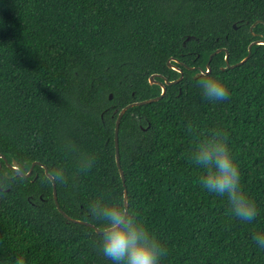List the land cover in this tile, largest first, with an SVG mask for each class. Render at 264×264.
I'll list each match as a JSON object with an SVG mask.
<instances>
[{"label":"trees","instance_id":"1","mask_svg":"<svg viewBox=\"0 0 264 264\" xmlns=\"http://www.w3.org/2000/svg\"><path fill=\"white\" fill-rule=\"evenodd\" d=\"M259 21V22H258ZM257 22L253 27L252 25ZM236 24V28L234 25ZM264 40V0H0V264H111L103 229L89 213L103 197L134 211L166 249L160 264H264L253 242L264 232V44L226 66L214 55L206 74L222 77L229 97L209 101L195 81L218 48L230 64ZM160 96L150 77L175 80ZM198 74V75H197ZM197 75V76H195ZM113 97L110 99V95ZM220 129L239 165L257 216L230 214L224 197L200 185L190 151ZM91 159L89 168L81 162Z\"/></svg>","mask_w":264,"mask_h":264},{"label":"clouds","instance_id":"2","mask_svg":"<svg viewBox=\"0 0 264 264\" xmlns=\"http://www.w3.org/2000/svg\"><path fill=\"white\" fill-rule=\"evenodd\" d=\"M195 86L209 101H224L230 95L220 76L202 73ZM189 159L202 170L200 185L205 191L226 198L230 214L235 218L253 221L257 216L256 205L242 185L240 168L226 133L216 129L201 137L190 151ZM91 164V159H87L81 162V167L89 168ZM50 175L53 180L65 179L62 168L53 170ZM89 213L103 225L100 249L111 264H160L166 249L134 211H125L118 202H106L100 197L90 201ZM252 239L264 250V232L254 233ZM12 264H25V258L17 255Z\"/></svg>","mask_w":264,"mask_h":264},{"label":"water","instance_id":"3","mask_svg":"<svg viewBox=\"0 0 264 264\" xmlns=\"http://www.w3.org/2000/svg\"><path fill=\"white\" fill-rule=\"evenodd\" d=\"M259 22V21H258ZM257 24V22H255L251 28H253L255 25ZM234 27L236 28V24L234 25ZM255 44H264V40L263 39H260V40H255L253 42H251L249 44V47H248V55L243 59L241 60L240 62L236 63V64H230L229 62V52L226 48L222 47V48H218L216 49L210 56H209V60L207 62V68L208 70L207 71H201L200 73H207L210 71V62L212 60V58L214 57L215 54L221 52V51H226V55H225V59H226V66L223 67V69H226L228 67H235L237 65H241L243 64L246 60H248V58L250 57L251 53H252V47L253 45ZM171 60H175L178 62V59L176 58H170L168 60V65L176 70H178L181 75L179 78L175 79V80H169L168 78L164 77L163 75H160L161 77H163V81H158L155 79V76L156 74L152 75L150 77V82L151 83H157L161 86L162 88V92L160 94V96H157V97H153V98H150V99H146V100H142V101H136V102H132V103H129L127 104L125 107H123L120 112L118 113V117H117V120H116V126H115V147H116V162H117V165H118V168H119V171H120V174L122 176V179H123V183H124V186L126 187V178H125V173L122 169V166H121V161H120V148H119V129H120V124H121V120L124 116V114L126 113V111L133 107V106H138V105H143V104H146V103H150V102H154L156 100H159L161 99L166 91H167V87L166 85H171V84H174V83H178L184 76V71L182 68H180L179 66L177 65H173L171 63ZM198 75V74H197ZM195 75V76H197ZM113 97V95L111 94L110 95V99ZM0 158H4L7 161V159L5 158V156L3 154H0ZM39 164L41 166H43L45 168V172L47 174V176L51 179L52 183H53V194H54V200H55V203H56V206L57 208L59 209V211L70 221H73V222H76V223H82V224H86V225H89L91 227H93L95 229L96 232L98 233H101L103 232V229H100L99 227L95 226L94 224L92 223H89V222H86V221H82V220H77V219H74L72 217H70L60 206V203H59V200H58V192H57V183H56V180H53L51 178V173L49 172V169L48 167L41 163V162H33V164L31 165L30 169L28 172H23L20 168H19V165H18V162L13 160L12 163H8V165L10 166V168L12 169H15L20 175L22 176H25V177H29L31 176V174L33 173V170H34V167ZM0 167H1V161H0ZM128 192H127V189L125 188V211H128Z\"/></svg>","mask_w":264,"mask_h":264}]
</instances>
